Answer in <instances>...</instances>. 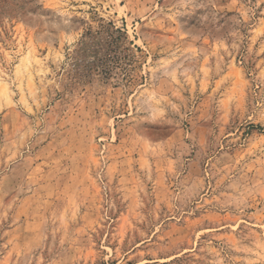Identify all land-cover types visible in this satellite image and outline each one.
Instances as JSON below:
<instances>
[{
  "label": "rangeland",
  "instance_id": "374dc122",
  "mask_svg": "<svg viewBox=\"0 0 264 264\" xmlns=\"http://www.w3.org/2000/svg\"><path fill=\"white\" fill-rule=\"evenodd\" d=\"M0 264H264V0H0Z\"/></svg>",
  "mask_w": 264,
  "mask_h": 264
}]
</instances>
